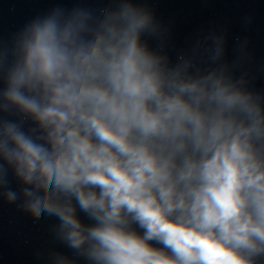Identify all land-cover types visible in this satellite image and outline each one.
<instances>
[{"label":"clouds","instance_id":"1","mask_svg":"<svg viewBox=\"0 0 264 264\" xmlns=\"http://www.w3.org/2000/svg\"><path fill=\"white\" fill-rule=\"evenodd\" d=\"M97 2L0 43V197L56 217L91 264H261L264 96L224 61V35L173 62L151 8Z\"/></svg>","mask_w":264,"mask_h":264},{"label":"water","instance_id":"2","mask_svg":"<svg viewBox=\"0 0 264 264\" xmlns=\"http://www.w3.org/2000/svg\"><path fill=\"white\" fill-rule=\"evenodd\" d=\"M151 8L157 18L170 29L166 52L175 62L181 52L190 53L197 39L210 34L225 36L224 61L234 65L239 77L248 74V87L264 96V0H139ZM99 8L97 0H0V43L10 47L23 26L36 16H43L53 8ZM211 43V41H208ZM151 44L156 47L157 41ZM241 46L246 53L243 61ZM201 53L204 61L207 55ZM203 66H207L204 63ZM14 119V117H8ZM9 187L19 190L21 185L9 172ZM0 197V264H51V253L61 252L77 264H91L76 257L73 250L55 238L56 217L33 219ZM85 223H92L78 210ZM264 264V259L261 260Z\"/></svg>","mask_w":264,"mask_h":264}]
</instances>
